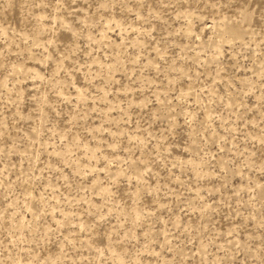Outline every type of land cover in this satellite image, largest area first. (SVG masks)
I'll list each match as a JSON object with an SVG mask.
<instances>
[{
	"label": "rangeland",
	"instance_id": "rangeland-1",
	"mask_svg": "<svg viewBox=\"0 0 264 264\" xmlns=\"http://www.w3.org/2000/svg\"><path fill=\"white\" fill-rule=\"evenodd\" d=\"M0 264H264V0H0Z\"/></svg>",
	"mask_w": 264,
	"mask_h": 264
}]
</instances>
